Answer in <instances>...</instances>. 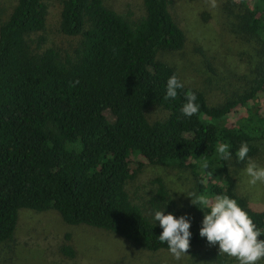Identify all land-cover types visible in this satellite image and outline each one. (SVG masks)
I'll list each match as a JSON object with an SVG mask.
<instances>
[{
    "label": "trees",
    "instance_id": "16d2710c",
    "mask_svg": "<svg viewBox=\"0 0 264 264\" xmlns=\"http://www.w3.org/2000/svg\"><path fill=\"white\" fill-rule=\"evenodd\" d=\"M248 1L250 9L240 1L235 18L257 68L253 81L236 97L209 105L201 91L186 86L165 99L174 71L156 55L185 44L167 0H141L144 16L133 26L101 0H63L58 31L79 38L63 59L52 49L35 53L26 43L28 34L44 28L42 0H15L0 25V244L12 239L23 208L52 210L66 225L109 232L140 251H169L153 220L154 210L172 205L164 203L161 181H151L147 203H132L125 191L147 165L188 168L194 193L236 199L264 231V210L237 194L246 165L235 155L241 144L249 146L252 160H264V116L247 109L264 102V0ZM189 91L200 107L185 117L181 107ZM154 107L167 116L149 123L144 113ZM242 108L249 123L226 124V116ZM219 143L230 145V160L220 158ZM201 157L208 168L202 169ZM191 211L190 248L212 247L199 235L204 213L192 204ZM59 252L73 257L67 245Z\"/></svg>",
    "mask_w": 264,
    "mask_h": 264
},
{
    "label": "rangeland",
    "instance_id": "374dc122",
    "mask_svg": "<svg viewBox=\"0 0 264 264\" xmlns=\"http://www.w3.org/2000/svg\"><path fill=\"white\" fill-rule=\"evenodd\" d=\"M63 0H42L46 8L42 31L25 37L30 50L39 53L54 50L61 59L72 56L78 37H66L58 31L59 12ZM130 26L143 16L141 0H101ZM242 0H167L174 22L183 32L185 44L178 52H161L156 60L170 66L184 86L202 92L207 104L217 105L232 99L253 81L256 66L250 60L249 43L237 34L236 8ZM250 9L251 1L244 0ZM245 3V4H246ZM15 0H0V25L6 21ZM41 39V42H39ZM250 113L257 110L264 116L262 99L251 102ZM167 112L150 108L144 113L147 122L166 118ZM248 114L238 109L226 116V124L242 126L249 123ZM264 161V160H256ZM264 166V162H257ZM159 179L170 201L165 214L177 218L192 215L189 193H194V180L188 168H170L160 165L143 166L135 179L125 185L132 203H147L153 194L151 181ZM241 173L237 194L255 210H264V184L250 186ZM207 180V179H206ZM151 191V192H150ZM147 204L144 205V215ZM67 237V238H65ZM67 245L73 257L59 252ZM0 264H238L235 258L220 254L219 245L190 248L180 260L169 251L145 252L109 232L84 225L69 226L62 223L52 211L34 212L19 209L12 239L0 244ZM259 264H264L261 260Z\"/></svg>",
    "mask_w": 264,
    "mask_h": 264
},
{
    "label": "clouds",
    "instance_id": "9594fccd",
    "mask_svg": "<svg viewBox=\"0 0 264 264\" xmlns=\"http://www.w3.org/2000/svg\"><path fill=\"white\" fill-rule=\"evenodd\" d=\"M210 4L215 8L216 0H210ZM78 83V80L71 82L70 86L75 87ZM183 88V82L173 74L167 80L165 99H175L178 90ZM196 100L195 93L189 91L185 94L186 102L181 107L183 116L192 117L199 112L200 106ZM216 151L223 160L232 158L230 145L227 143H219ZM249 151V146L242 143L235 155L238 163L246 161L243 175L248 178L247 183L254 187L258 183L264 184V166L252 160L248 156ZM199 162L202 169L210 166L207 158L201 157ZM208 175L211 177V173ZM187 197L191 199L192 205L204 213L199 235L206 238L210 246L218 244L220 254L235 258L238 264H259L264 260V239H259L264 236V231L256 226L236 199L225 194L209 197L207 194L189 193ZM166 208L167 204L153 212L155 224L158 221L163 229L158 239L167 244L169 252L175 259L180 260L190 249L191 221L187 215L177 218L171 213L165 214Z\"/></svg>",
    "mask_w": 264,
    "mask_h": 264
}]
</instances>
